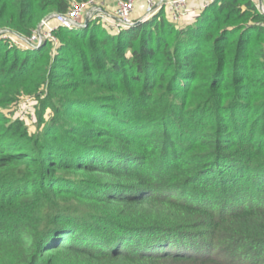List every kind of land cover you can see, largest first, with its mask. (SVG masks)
Segmentation results:
<instances>
[{"label":"trees","instance_id":"1","mask_svg":"<svg viewBox=\"0 0 264 264\" xmlns=\"http://www.w3.org/2000/svg\"><path fill=\"white\" fill-rule=\"evenodd\" d=\"M72 1L0 0L30 35ZM23 48L0 35V264H264V14L212 0ZM47 114V118L45 117Z\"/></svg>","mask_w":264,"mask_h":264},{"label":"built area","instance_id":"2","mask_svg":"<svg viewBox=\"0 0 264 264\" xmlns=\"http://www.w3.org/2000/svg\"><path fill=\"white\" fill-rule=\"evenodd\" d=\"M212 0H84L72 1L65 12L44 17L30 35H16L0 30L3 38L23 48H37L44 41L57 42L54 31L58 28L74 29L98 19L111 31L119 32L135 22H142L154 15L162 6L167 9L168 19L180 24L187 21L190 12H200ZM258 11L264 14V0H254ZM111 3V5H109ZM108 5V6H107ZM141 10V12H140ZM197 13V14H198ZM139 18H133L134 15ZM196 15V14H195ZM86 18L88 21L86 22Z\"/></svg>","mask_w":264,"mask_h":264},{"label":"rangeland","instance_id":"3","mask_svg":"<svg viewBox=\"0 0 264 264\" xmlns=\"http://www.w3.org/2000/svg\"><path fill=\"white\" fill-rule=\"evenodd\" d=\"M111 5V3L109 4ZM108 6V5H107ZM141 12V10H140ZM191 14H197L198 12H190ZM189 14L187 19L189 20ZM140 15H134L135 18H139ZM186 19V20H187ZM107 28V27H106ZM108 29V28H107ZM32 96L23 97L17 100L15 103H10L8 106L1 108L0 111L9 119L15 120L18 119L27 127L29 133H33L36 131V123H37V109L36 102L32 100ZM47 118V114L45 116Z\"/></svg>","mask_w":264,"mask_h":264},{"label":"crops","instance_id":"4","mask_svg":"<svg viewBox=\"0 0 264 264\" xmlns=\"http://www.w3.org/2000/svg\"><path fill=\"white\" fill-rule=\"evenodd\" d=\"M190 15H191V16L189 17V20L187 19V21H184V22L191 21V20H192V18L195 16L194 14H191V13H190ZM184 22H182V23H180V24H182V25H183V24H184Z\"/></svg>","mask_w":264,"mask_h":264},{"label":"water","instance_id":"5","mask_svg":"<svg viewBox=\"0 0 264 264\" xmlns=\"http://www.w3.org/2000/svg\"><path fill=\"white\" fill-rule=\"evenodd\" d=\"M88 21V18H86V22Z\"/></svg>","mask_w":264,"mask_h":264}]
</instances>
